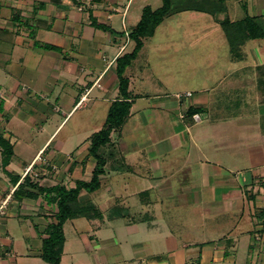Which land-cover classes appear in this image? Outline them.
<instances>
[{"label": "crops", "instance_id": "obj_1", "mask_svg": "<svg viewBox=\"0 0 264 264\" xmlns=\"http://www.w3.org/2000/svg\"><path fill=\"white\" fill-rule=\"evenodd\" d=\"M121 3L0 0V134L13 152L6 166L0 152V203L8 198L0 216V245L5 252L0 264H46L41 245L57 208L27 185L24 193L21 190L15 195L26 175L39 186L67 189L91 179L96 159L89 153L90 137L71 154L64 151L63 142H54L53 135L78 109L98 101L111 104L118 98L115 60L126 52L130 39V29L123 24L128 2L120 12L125 40L110 41L104 36L102 41L100 36L102 32L111 34V12ZM240 3L246 8L245 15L249 14L248 2ZM259 11L264 15V8ZM233 60L239 66L229 69L228 77L235 80L255 68L258 72H252L251 78L259 86L257 94L252 91L244 96L251 105L264 102V69L260 70L264 60L253 64L246 63L243 56ZM95 88L99 92L92 96ZM132 88L129 78L130 112L102 149L105 165L99 188L92 192L82 189L78 195L81 203L94 206L102 217H78L92 223L79 234L83 237L77 247L81 257L70 258V264H187L196 259L199 264H233L252 256L256 264L261 259V236L264 238V231L256 232L264 226V146L259 141L264 128L257 124L259 110L246 116L240 109L223 113L216 96H210L204 87L184 99L173 93L149 95ZM137 101L144 105L136 106ZM238 102L241 108L243 99ZM188 107L199 108L197 120L186 117ZM55 112L64 118L42 145L32 146L27 136L30 124L38 117L47 120ZM96 124L93 133L101 128ZM37 129L45 132L44 125ZM139 129L147 138L137 132L133 139L128 137ZM44 153L46 161L40 162ZM34 162L35 172L30 173ZM135 181L140 187H132ZM176 211L188 215L177 217ZM173 219H182L185 231L175 233L170 224ZM67 221L59 264L66 255ZM205 225L223 230L220 237L208 235ZM192 228L200 231L191 234ZM18 242L25 244L26 254L15 252ZM123 242L126 252L120 247Z\"/></svg>", "mask_w": 264, "mask_h": 264}, {"label": "rangeland", "instance_id": "obj_2", "mask_svg": "<svg viewBox=\"0 0 264 264\" xmlns=\"http://www.w3.org/2000/svg\"><path fill=\"white\" fill-rule=\"evenodd\" d=\"M245 1L248 2L247 11H249V14L257 16L262 22L264 20V15H261L259 10L260 8H264V0ZM240 2H243V0H226V10L224 12L210 14L209 12L201 11L200 7V9H198L199 11L191 8L180 11L179 9L195 3L191 0H172V9L179 11H171L170 15L157 25L153 35L144 40V44L137 53L136 58H134L124 70L125 75L129 73L131 74V77L129 78L132 79L134 85V88L132 89H134V92H136V90H143L149 95L173 93L175 98L181 99V97H176V94H196L197 91L202 90L203 87L208 88L209 95L216 96L218 99V103L222 107L221 112L232 113L237 109H240L239 112L245 113L246 116L249 113H253L255 110H259L258 112H260L261 116L257 124L259 125V128H264V102L251 105L252 102H250L249 98L247 99L244 96L245 94L246 96L249 93L252 94V91L253 93L257 92L259 86L254 84L255 80L251 78V73L254 72L253 74H255L258 71H256L255 68L250 67V70L247 69L244 75H240L241 78H235V80H233L232 77H228L230 70L232 71L234 67L236 68L239 66V63L234 60V62L231 61L235 56L230 52L229 43L221 27L217 24V17L224 18L228 16L231 21H234L245 15L246 8H243ZM162 3L163 0H122V3L119 4L120 6L118 5L117 11L111 12L112 19L110 21L112 22L113 27L111 34L109 35L107 32H102L100 36L101 40L103 41L104 36L106 39H110V41L113 38L117 39L118 42L125 40V29H123L120 21V12L125 10L126 4L127 8L125 10L123 24L124 27L129 30L139 21L142 10L145 6L157 9ZM205 7H207V5H203V8ZM209 7L211 6L209 5ZM243 45V48L240 49L239 56H237L240 58L242 56L245 57L246 63L253 64L255 60L259 61L260 58L264 60V39H248ZM127 46L126 52L132 49L134 42L129 39ZM61 55L63 57L64 53ZM55 56L57 58V54ZM47 67L48 66H46V69ZM262 69H264V66L260 68V70ZM240 74H243V72L241 71ZM68 89L71 88L69 87ZM98 92L97 88H95L91 94L94 96ZM232 95H234V97H232ZM100 98H103V96ZM241 98L243 99V106L239 108L241 102L238 101H240ZM51 99L53 100L55 97L52 95ZM44 102L45 101H43V103ZM57 103H59V101H57ZM109 104L104 101H98L92 106H84L75 111L72 117L67 118L53 135L54 142L60 140L64 144V151L74 154L76 149H79L84 145L87 137H90L93 132L96 131V123L101 127L105 120L108 107L110 106ZM239 104L240 106L237 107ZM135 105L139 107L140 105H144V103L137 101ZM185 106L186 105L183 104L181 108L183 109ZM63 118V115L55 112L53 116H49L47 120L38 117L34 122L31 121L32 123L30 124L29 129L30 134L27 135L29 138L28 141L34 147L42 145L46 137L54 131ZM40 125H44L45 132H40L37 129ZM136 132L138 136H140V133H143L147 138L146 133L141 132L140 129L132 132V136L128 135V137H132L131 139H133V135H135ZM259 141H261L264 146V137ZM246 151L247 149L244 146L243 154H246ZM45 155L46 153L39 157L40 162L46 161L44 159ZM238 157L243 158L241 154H239ZM35 165L36 163L34 162L32 167L30 166V170L32 169L30 173L35 172ZM133 185L134 188L140 187L136 181L132 182V187ZM132 187L130 186V188ZM176 213L178 212L176 211L174 215ZM186 215H188V213L185 212L182 214L178 213L176 216H182L181 218H185ZM188 217H190V215ZM114 222L119 224V220H115ZM90 223L92 222L85 218H77L66 222L65 236L67 247L66 255L62 264H70L72 260L81 257V252L77 251H80L79 248L81 244H78V242L81 241L80 238L83 237H81V235L79 236V234L83 233V230L91 227ZM176 223L179 225L178 228ZM170 224L173 226V230L177 234L185 231L184 229L186 227L183 228L184 223H182V219L179 221L173 219ZM204 228L208 235H213V237L217 238L220 237L221 232L223 231H220L216 226H211L209 228L205 225ZM193 231L194 232L190 230L189 233L193 234L200 230L196 228L193 229ZM261 231H264V226H262V230H256L258 233ZM14 233H16V231ZM121 236L125 237L124 234H121ZM260 242L261 259L258 258L256 264H264V238L262 236ZM25 247L26 246L23 242L15 243V252H18V254H26L27 248ZM120 247L122 251L126 252L124 242ZM240 247L241 250L242 246ZM116 248V252L119 253V248ZM115 256H118V254ZM70 258L71 261H69ZM254 259L255 256L248 257L244 261H238L236 259L233 264H254ZM76 261L77 260H75V263ZM187 264L199 263L188 262Z\"/></svg>", "mask_w": 264, "mask_h": 264}, {"label": "trees", "instance_id": "obj_3", "mask_svg": "<svg viewBox=\"0 0 264 264\" xmlns=\"http://www.w3.org/2000/svg\"><path fill=\"white\" fill-rule=\"evenodd\" d=\"M174 1V0H173ZM195 4H189L188 7L179 9L180 11L193 9L215 14L216 12H224L226 10V0H191ZM172 0H163L162 5L157 9H152L150 6H145L142 10L141 17L134 27L130 29L129 38L134 42V46L128 52L118 56L115 60V69L118 83V98L111 102L108 107L105 120L101 128L90 136L89 153L96 159V165L92 171V176L89 181H77L72 188H65L57 185L53 187H42L37 182L32 181L29 176H25L24 180L18 184L14 192L15 195L23 190L27 185L30 188L37 189L48 203H55L57 211L55 220L50 222L45 228V237L41 245V258L48 264H59L60 257L64 245L63 224L66 220L86 217L95 219L102 217V213L94 208V206L81 203L78 200V195L82 189L92 192L100 186V175L104 173L105 156L102 152L103 147L110 144L111 133L119 131L125 123L132 101L128 90L129 78L124 74L126 66L136 58L137 53L142 48L144 40L151 37L157 25L173 10ZM195 5V6H194ZM203 5L207 7L203 8ZM209 5L211 7H209ZM200 7V8H199ZM199 11V10H198ZM217 15V14H216ZM217 23L221 27L228 43L230 52L237 58L241 46L248 39H263L264 38V22L260 21L257 16L246 14L238 20L231 21L229 17L218 18ZM96 27L106 29L103 24H96ZM238 55V56H237ZM199 108L188 107L185 115L191 118L194 113H197ZM0 152L3 155L2 165L6 166L11 158L12 146L8 140L0 134ZM194 262L199 263L196 259Z\"/></svg>", "mask_w": 264, "mask_h": 264}, {"label": "built area", "instance_id": "obj_4", "mask_svg": "<svg viewBox=\"0 0 264 264\" xmlns=\"http://www.w3.org/2000/svg\"><path fill=\"white\" fill-rule=\"evenodd\" d=\"M191 93H187V94H176V97H178V98H183L184 96H189ZM85 97L84 96H82L81 97V100H80V102L84 99ZM184 115L183 114H181V117H183ZM198 117H199V114H197V113H194L193 115H192V118H194L195 120H197L198 119ZM29 170H30V167H29ZM28 169L26 170V172L27 171H29ZM8 199V198H7ZM7 199H4V200H2V202L0 203V216L1 215H3V213H4V209H5V204L7 203ZM7 254V253H6ZM4 255V252H2V249H1V245H0V259H1V257Z\"/></svg>", "mask_w": 264, "mask_h": 264}]
</instances>
